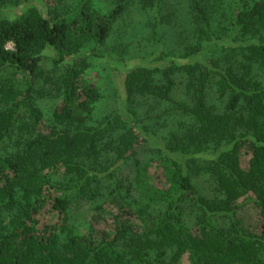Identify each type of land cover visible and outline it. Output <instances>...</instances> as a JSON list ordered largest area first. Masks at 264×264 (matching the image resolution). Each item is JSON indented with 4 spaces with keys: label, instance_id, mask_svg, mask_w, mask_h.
<instances>
[{
    "label": "trees",
    "instance_id": "16d2710c",
    "mask_svg": "<svg viewBox=\"0 0 264 264\" xmlns=\"http://www.w3.org/2000/svg\"><path fill=\"white\" fill-rule=\"evenodd\" d=\"M160 1L115 0L104 16L84 12L71 23L32 5L0 12V264H264V0H188L186 38L174 36L178 58L211 57L137 61L122 109L96 116L103 95L83 49L108 44L135 8L154 16L131 34L141 39L146 26L159 40L169 22L158 16ZM118 48L107 54L124 62L127 49ZM46 51L64 68L55 79L43 68ZM160 137L186 158L148 174L138 144ZM84 206L112 217L113 228L72 225ZM244 206L251 215L243 218ZM45 212L57 223H44Z\"/></svg>",
    "mask_w": 264,
    "mask_h": 264
},
{
    "label": "rangeland",
    "instance_id": "374dc122",
    "mask_svg": "<svg viewBox=\"0 0 264 264\" xmlns=\"http://www.w3.org/2000/svg\"><path fill=\"white\" fill-rule=\"evenodd\" d=\"M188 0H161L156 11L159 13V17H164L169 20H164L160 25V31L158 33L159 40L156 38L151 39V32L146 26L141 28L143 30V37L138 39L136 33L131 34L136 25L143 27L149 25L153 21V11L150 13L142 11L140 8H135L131 11L130 16H126L125 19L119 20L114 26L113 36L110 38L108 44L98 47L93 41L87 42V46L83 49L85 56H92L88 58L90 64L89 76L91 81H98L103 98L101 99L98 108L96 109V116H102L106 113L111 112L115 109H122L120 102L123 98V82L124 77L131 68L136 66V62L143 61L148 63L153 57H157L158 65H170L175 63H205L208 58L211 57L209 53H202L198 56H192L191 58H178L179 54L175 50L176 43L179 42L175 39V34L182 33V39L185 40V32L182 29L188 27L187 24V3ZM248 5L253 0H244ZM260 1V0H259ZM28 5L36 7L39 12L46 18L55 19L59 18L66 23L79 20L84 12H90L95 17H102L108 12L112 11L115 6V0H93L92 2H86V0H0V12L1 14L13 15L18 14L21 10L26 8ZM243 7V5H242ZM229 20H233L234 14L229 16ZM216 25L217 30L228 28L229 26L224 24ZM223 27V28H222ZM222 31V30H221ZM149 33V36L147 35ZM132 35V37H131ZM131 38H133V45L131 44ZM179 44V43H178ZM162 45V51L160 46ZM98 48H97V47ZM114 47H126L127 54L122 55L125 57L124 62L118 60L119 54H107L109 48ZM177 47V46H176ZM9 50L12 49V45L7 46ZM118 48V49H119ZM179 48V47H178ZM173 50L174 54H172ZM96 52V53H94ZM101 57L100 55L104 54ZM98 54V56H94ZM51 56L53 52L46 51L44 53L43 68L46 70L49 76L55 79L60 76L63 67L54 68L51 64ZM88 79V78H87ZM180 79V78H179ZM23 85V81H19V86ZM176 90L174 91L173 97L176 100L183 99L182 86L177 82ZM44 102L45 98L42 99ZM51 103H45L46 110H49ZM199 157H207L205 154L198 155ZM138 157L140 158V164L142 168L147 170L148 174H152V170L165 171L166 173L172 171L171 159L176 160L182 164L185 161L186 156L180 153L169 154L165 148V142L162 137L156 139L152 138L144 142L143 140L138 144ZM123 177H130L131 180L136 178L134 168L129 166L123 167ZM150 180V179H149ZM196 181V180H195ZM197 182V181H196ZM195 182V183H196ZM199 190H208L207 186L198 181L197 183ZM140 189L143 190V187ZM212 195V194H210ZM214 195V194H213ZM212 195V196H213ZM192 210L190 208L184 209V223L188 224L192 221ZM239 214L244 218L249 214L248 207L244 206ZM251 215V214H249ZM42 221L48 222L49 224L57 223V216L45 212L42 215ZM71 224L82 229H87L90 224L96 230H111L115 224L112 217L107 214L97 213L93 207L84 206L78 207L73 211L71 218Z\"/></svg>",
    "mask_w": 264,
    "mask_h": 264
},
{
    "label": "crops",
    "instance_id": "0c3cea01",
    "mask_svg": "<svg viewBox=\"0 0 264 264\" xmlns=\"http://www.w3.org/2000/svg\"><path fill=\"white\" fill-rule=\"evenodd\" d=\"M187 23H188V20H187ZM183 63H185V62H183Z\"/></svg>",
    "mask_w": 264,
    "mask_h": 264
}]
</instances>
